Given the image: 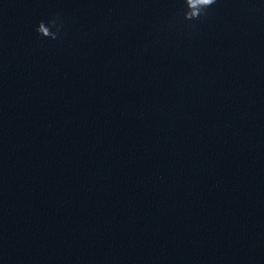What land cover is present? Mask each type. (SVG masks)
Returning <instances> with one entry per match:
<instances>
[{
    "label": "clouds",
    "instance_id": "obj_1",
    "mask_svg": "<svg viewBox=\"0 0 264 264\" xmlns=\"http://www.w3.org/2000/svg\"><path fill=\"white\" fill-rule=\"evenodd\" d=\"M218 0H181L183 7L180 9L184 21L200 22L207 18L209 9L217 4ZM195 24H190L194 27ZM64 22L59 14H56L48 20L38 22L35 31L39 36L50 40H58L62 38Z\"/></svg>",
    "mask_w": 264,
    "mask_h": 264
}]
</instances>
